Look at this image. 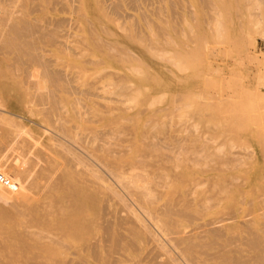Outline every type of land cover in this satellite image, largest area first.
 <instances>
[{
  "label": "bare ground",
  "instance_id": "obj_1",
  "mask_svg": "<svg viewBox=\"0 0 264 264\" xmlns=\"http://www.w3.org/2000/svg\"><path fill=\"white\" fill-rule=\"evenodd\" d=\"M6 2L0 84L28 117L2 84L0 264H264V102L248 123L242 100L159 91L158 68L224 78L205 65L229 39L218 0L206 18L190 0Z\"/></svg>",
  "mask_w": 264,
  "mask_h": 264
},
{
  "label": "rangeland",
  "instance_id": "obj_2",
  "mask_svg": "<svg viewBox=\"0 0 264 264\" xmlns=\"http://www.w3.org/2000/svg\"><path fill=\"white\" fill-rule=\"evenodd\" d=\"M0 1H1V3L3 1H4V3L6 2L5 0H0ZM11 1L14 2V0H11ZM23 1L25 2V0H17V1L15 0V2L12 4V2L10 3L8 0L7 1L8 3L6 2V4L9 5V3H10L11 7H12V5H14V9L16 11H18V12H14V13L20 14L21 17L24 15L25 18H27L28 15H29V17L39 16L42 14L43 11H45L46 14L54 13V12H52L53 10L51 9V6H50L51 10L48 8V9H44L43 11L42 10L36 11V9L39 10L38 6L36 5L37 8H35V6H32L33 3H34V5L36 4V2H35L36 0H32L33 2L31 0H30V2H29V0H27L28 5H29V3H30V5L26 9L28 11V13H26V10L23 9L25 7L24 6L22 7V4H21V3H24ZM252 1L253 0H218V2H217V5L223 10L224 20L227 23V24L226 23L225 24L227 26H230V28L226 27L228 29L227 36L229 35L228 36L229 39L217 43L221 47L225 46V49H226L225 52L226 53L224 52V54H222L223 52L222 53L217 52V53L210 54L209 57L207 58V59H209V61L206 59L205 65H207V66L211 65L210 67L214 68V67H221V66L226 64V67H225L226 73H225L224 78L216 76L214 79H209L206 81L205 79H203L202 76H198L194 79H189V80L187 79V80L180 82V81L171 79L168 71H165L162 68H158L159 70H161V72L159 71L160 75L164 78V80H162V83H159V86L161 88V89L159 88V91L160 90L161 91L162 90L168 91V93L165 97L168 101L171 100L173 96L175 98H179L180 95L182 94V92L183 93L187 92V93L191 94L190 96L182 95L183 98L186 97V98H190L191 101H195V99H193V98H196V97L194 94H192V92L195 93V91L202 90L206 95H210L211 93H213L217 97L221 96L222 100L226 98L224 100L225 106L227 105L226 102L229 103L230 99H231V101L234 100L232 102L230 101L231 103L226 106L227 110L229 109L228 107L230 105L233 106V107H230V109H235V107H236L235 105H238V104L241 105V103H244L242 105V107L239 106L236 108H238V109L240 108V110L243 111L240 114V116L244 117L245 121L248 123H254L256 121V117H260V115H261L260 112L256 111L257 112L256 114H258L256 116L255 110H253L252 108H253L254 101L259 102V100H261L262 102H264V0H259V6H260L259 10L255 8V6H254L255 4ZM189 3H190V5L187 4V7L189 6L188 10L191 8V12L193 11V14L196 15L197 18L198 17L199 18H206L209 15V12H211L209 10L210 5L207 4L209 6V7H207V5L203 4L204 3L203 0H190ZM203 6H205L204 7L205 9L203 8ZM206 7L208 10L206 9ZM30 8H32L31 13H30V11H31ZM165 9H163V10H165V12L170 9L169 4H167V7H165ZM210 9H211V7H210ZM154 11H157L156 7H153V10H151L150 15L156 19V17H155L156 14ZM205 11H206V13H205ZM134 13L138 14L139 11L135 10ZM259 13H260L259 19H261V20L257 19L258 18L257 14H259ZM65 14L70 15V16L74 15V13H72V14L65 13ZM8 22H7V24H8ZM3 23H1V24H3ZM9 23H11V22H9ZM201 24L202 23L200 22V25ZM240 25H242V27ZM73 30H75V28H73L72 31ZM231 33L233 35H231ZM237 35L239 36V38ZM242 36H244L245 39H243ZM231 37H233V41L234 40L236 41L235 44H238V40H241V37H242V39L245 40V42L247 44L246 52L244 50L240 51L239 46L237 47V46H235L234 43L232 44V42H231L232 40H230V39H232ZM233 46H235V48L237 47L236 48L237 51H235L236 49H234ZM230 49L232 52H230ZM247 52H249V54L251 53L252 55L251 54L248 55ZM256 71L258 73H256ZM187 72L185 71L186 74H187ZM215 75H217V74L215 73ZM3 77H5V75ZM3 77H1V78L3 79L4 82L2 81L0 86L2 87V84H4V86L2 87V89H3L2 91H4V92H2V94H3V97L5 96L4 97L5 99H9L8 100V105L10 104L9 108L11 110L18 111V112L23 111V113L27 116L25 110L20 107L19 103H17L16 98L14 97V99H13V96L11 95L13 93V91L12 90L9 91V89L5 88V82L7 85V84H9L8 83L9 80L5 81L6 79ZM167 80H169V81H167ZM0 82H1V80H0ZM255 83H258L260 85H256ZM254 85H256V87H259V88L261 87L259 90L257 89V91L261 92L260 93L261 95H259V98H258V95L253 98L252 94H253L254 89L252 90V93L250 92L249 94H247V96L245 94L251 90L250 88L252 86H253L252 88H254ZM165 88H167L168 90H166ZM5 90H6V92H5ZM242 90H244V91H242ZM176 91H177V93H176ZM241 94H242L243 98H242V96H240ZM244 96L247 97L249 100L247 98L245 99ZM217 97H215V99L211 100V101L214 102ZM210 99H213V98H209V100ZM237 99H239V100H237ZM241 100H242V102H241ZM237 101L238 102L240 101L241 103L240 102L238 103ZM243 101H245V102H243ZM181 102H183V100H181ZM248 102H249V105L247 104ZM222 104H220V105H222ZM246 104H247V107H246ZM220 105H218V106H220ZM224 105H222V107H224ZM212 108H215V107H212ZM227 110L224 113L228 112L227 114H230V112ZM245 113H246V116H245ZM232 114H234V113H231V115ZM234 117L235 118L233 119L232 123L235 124L239 120L237 119L238 117H236V116H234ZM29 119L30 118H26L25 120L31 123L32 121H30ZM175 120H176V118H175ZM1 122L3 123V121H1ZM1 122H0V127H2V128L0 130V142H2V140H3L2 135H5V134H3V129H5L4 127H6V126H4L5 123H3V125H2ZM176 125H178V124H176ZM6 136H7V139L20 138V139L24 140L25 142L19 143L20 146L24 145V143H27L26 141L28 139H32V138H29V136L26 134H24V135L7 134Z\"/></svg>",
  "mask_w": 264,
  "mask_h": 264
}]
</instances>
